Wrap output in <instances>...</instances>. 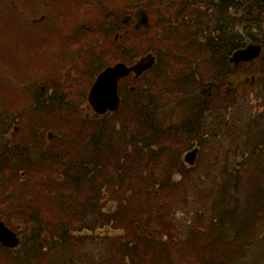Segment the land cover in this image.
Instances as JSON below:
<instances>
[{
  "label": "trees",
  "instance_id": "16d2710c",
  "mask_svg": "<svg viewBox=\"0 0 264 264\" xmlns=\"http://www.w3.org/2000/svg\"><path fill=\"white\" fill-rule=\"evenodd\" d=\"M150 3V1L142 2L138 4V7L148 6L151 10ZM202 4L207 10L190 7L187 0H161V36L167 40L168 44H164L167 47H161L155 51L157 62L149 73L153 72L154 81L160 76L167 80L172 89L161 90V100L166 101L167 104L161 108V111L163 110L162 118L158 113L159 108L151 105L146 116L139 120L135 121L130 117L121 120L118 137L111 134L108 127L100 126V131L95 130L98 134V141L97 143L91 142L90 151L87 150L89 146L83 144L79 135L70 134L75 146L70 149V153L75 152L76 156L77 153L80 154V158L71 167L76 171V175L69 178V182L72 181L75 184V195L72 194L68 198L67 192L63 191L62 187L58 188L56 193H60L61 197V202L58 201L59 213L67 212L74 216H82L86 211H97L98 208L105 207L102 204L99 206L100 195L95 197L96 194L93 191L94 183L100 175L101 186L98 185L101 188H106L109 192L108 188L116 181V189H122L123 195L121 196L122 202L120 196H117L116 209L112 213L107 214L109 212H105V210L101 212V215H107V218L99 215V218L93 216L92 221H80L81 227L77 222L63 227L62 219H57L55 223L49 224V230L55 240L45 248L49 250L52 249L51 246L59 245V250L71 252V258L69 262L66 261L67 264L82 263L77 256L82 237L74 236V234L86 230L94 232L105 226L125 231V248L120 246L121 250L125 249V253L117 258L116 264H163L161 252H169L172 247L176 246L174 237L178 234L174 230L165 231L163 223L168 222L177 212L172 207V201L178 199V188L182 185L183 187L192 186L197 196L201 194V190L197 188L201 182L195 173L200 165V159L194 166H187L178 155L179 144L182 142L180 145L182 148L200 146V157H202L204 153L209 152V155L212 153L208 146L219 134L223 137L222 140L228 139L232 142V148L228 150L226 156L221 153L222 156H225L221 163L223 173L219 176L221 181L218 182L217 177L211 175L210 172H204V180L207 179L205 184L211 191L208 190L205 193L202 209L196 212L197 216L195 215L194 218L197 219L200 228L198 230L196 226L190 229L188 234L183 233L192 238L203 237L202 239L205 241L201 255L204 256L203 264H264V121L261 119L263 117L254 116L251 122L245 124V126L247 125L246 136H241L239 128L242 120L241 109L244 95L240 104L235 109H231L235 103L239 102L236 97L238 93L231 89L223 93L224 85L233 75L229 56L248 42L261 43L263 45V53L259 58L261 63L259 69L261 70L257 73L259 84L257 83L254 88L257 89L254 100L263 102L264 106V0H209V3ZM172 11H179L175 15L176 18H170ZM155 18H157L156 15ZM4 33L0 34L3 38L5 37ZM178 42L183 44L184 50L177 46ZM160 51L161 53H159ZM207 52L211 58L209 64L212 70L202 75L197 74L199 80L195 79L193 82L191 76L194 71L196 72L195 69L200 65L199 63L208 62V59H204L201 55ZM191 53L195 54L196 58H192V62L180 56V54L186 56ZM166 54H175L176 60L172 61L166 57ZM159 57H161V67L158 65ZM178 60L188 62V65L185 72L177 75L172 71V68L176 67ZM125 61L127 62V60ZM213 69H215L216 76ZM210 81L215 82L218 88L214 90L213 96L205 102L201 90ZM195 86L199 87L200 93L194 92ZM180 88L187 91L189 95L187 94L184 98L178 97ZM131 92L126 88L121 89L123 101L120 110L126 107V98ZM76 95L78 98L82 97L78 93ZM65 97L70 99L67 94L62 95L59 92L55 94V99L63 102V105ZM153 98L156 99V95H153ZM220 98L223 100L217 102ZM171 101L177 102V105L181 107L182 120L180 123L172 121L169 117L168 110L173 107ZM232 110H236V112L233 113ZM222 112L227 114L228 120L223 118ZM79 114L81 115V113ZM82 119L83 117L80 118L81 121ZM60 122L62 123V121ZM97 134H93L92 137L94 138ZM22 138L23 140H19L18 148L19 146L26 147L24 139L27 138L25 136ZM26 148L24 150L27 155L22 162L30 175V177L27 175V179L34 180L36 173H42L43 178L46 176L45 182L48 179V183H60L53 179L54 177L49 178L48 174L44 172L51 169L52 166L62 171L64 158L61 161L60 155L63 157V154L58 152L42 157V154L37 153L32 156ZM17 150L19 151V149ZM17 150L13 149L14 152ZM33 159L36 162L35 166L30 167L33 165L31 163ZM51 159L54 161L53 164L51 162L48 164L47 162ZM8 163L7 161L6 165ZM14 166L17 167L15 164ZM15 167L10 166L11 171ZM160 171L161 183H159V177L156 176ZM58 175H62L63 180L67 181V174L60 173ZM176 176L182 180L178 181ZM134 180L141 184L139 188L146 187V185L152 186L147 187L148 192L146 193L143 190L139 191L141 198L145 196L146 199L140 202L133 201L138 204L129 206L132 211L125 210L127 214L125 217L124 212L121 211L122 204L128 200L125 198L124 192L125 189L129 191L133 187L124 184L126 182L132 184ZM258 180H261L259 187L257 186ZM83 185H93L88 194L87 190H84L86 188H81ZM82 190L85 191V194L81 193ZM160 190L161 197H150V195L159 196ZM115 193L116 191H113V194ZM175 193L176 195H174ZM127 196L129 197V195ZM147 197L153 199L146 201ZM53 198L56 196L53 195ZM79 199H81L80 203H75ZM183 201L187 203L186 198ZM102 203L104 204L103 201ZM184 209L192 211L190 207ZM204 217L209 224L207 226L210 230L208 235L199 233V231H206L201 228L200 224ZM144 231L148 233H142ZM164 231L165 234L161 235V241L164 238L167 242L160 244L159 233ZM71 237H75L79 241L74 238L71 240ZM35 242V235L30 232L24 236L21 245L34 264L42 256L44 257L45 253V249ZM70 242H74V244L71 245ZM167 244L170 245L167 246ZM107 249L104 250V252L106 251L105 259L100 258L97 264L115 263L113 251H110L109 246ZM9 251L12 250L7 248L2 250L6 254ZM117 253L119 256L120 253L118 251ZM165 264L170 263L166 261Z\"/></svg>",
  "mask_w": 264,
  "mask_h": 264
},
{
  "label": "rangeland",
  "instance_id": "374dc122",
  "mask_svg": "<svg viewBox=\"0 0 264 264\" xmlns=\"http://www.w3.org/2000/svg\"><path fill=\"white\" fill-rule=\"evenodd\" d=\"M74 1L77 5L73 4ZM149 1L152 5L150 10L152 22L151 29L136 31L133 29L131 21H129L128 24H123L121 22L120 26L116 27L108 25L109 20L112 19L110 17L114 13V15L123 16L124 19L127 15L125 14V8L128 10L132 8V10H134L139 3H147ZM51 3H54L57 7L50 8L49 5ZM79 4L80 6L77 9ZM192 7L199 8L203 11L207 10L205 5L199 2L193 3ZM110 11L114 13L109 14ZM178 12L179 11H172L170 18H176L175 15H177ZM129 13H131V11ZM155 15L157 18L154 19ZM83 23L86 24L85 27L88 26L90 28H83L81 26ZM1 32H5V37L3 38L0 36V119L4 118L8 112L10 114L3 119L2 126L0 127V189H3L2 197H0V220H3L8 227H12L24 235L30 232L35 235V243H39V245L45 249V253L43 254L44 257L42 256L35 264H67V262L70 261L71 252L59 250V245L51 246L52 249L49 250L45 248V246L49 247V243L55 240L49 230V224L52 222L55 223L57 219H62L64 221L62 223L63 227H66L72 222L79 223L81 227L80 221L83 220L88 222L93 219V216L99 218V215L100 217L104 216L107 218V215H101L104 207L98 208L97 211H86L82 216H74L71 213L67 214V212L59 213L58 209H60V206H58V201H60L61 197L60 193H56L58 188L62 187L63 191L67 192L68 198L72 196V194L75 195V184H73L72 181L69 182V178L76 175V171L71 167L74 166L75 162L80 158V154L77 153L76 156L75 152L70 153V149L75 147L74 141L71 140L73 137H71L70 134L79 135L83 144L89 146L87 150L90 151L91 142L97 143L98 141V134L95 130L100 131V126L108 127L111 131L110 133L118 137L120 135L118 132L121 130V120L125 117H127V119L130 117L137 121L146 116L151 105L159 108L160 111L158 113L161 116V112L163 111H161L162 106L167 105L166 101L161 100V90L171 89V86H169L168 81L161 76L154 81L152 76L153 72H147L144 75L140 74L141 77L138 78L136 82L129 84L130 87L129 85L125 86L130 92L132 91L131 86H135L137 90L128 94L126 98V107L122 108L120 112L118 111L119 113L99 117L98 120L88 118L83 120V118L81 121L80 118L82 117L79 114L81 112L76 110L77 106L82 108L78 102L81 97L78 98L75 94V99H65L66 101L72 102L68 105H63V102H59L57 99L53 100L51 95L46 92L49 85H47L45 90H41V82L46 77L56 78L57 84H60L59 86H65L64 88H67V79L68 76H71L74 85H82L87 81V87H89L91 85V78L88 76L89 72L93 70L91 72L92 76L94 74L96 75L104 63L125 60H127V63H130L133 59H137L144 54L149 52L156 54L155 51H158L161 47H167L164 46V44H168L167 40L165 38L163 39V36H161V0H0V34ZM177 46L184 50L181 42H178ZM159 53H161V51ZM176 54L178 55V53ZM174 55L175 54H166V57L173 61L176 60ZM194 55L195 54L192 53L186 56L180 54V56L184 57L189 62H192V58H195ZM201 55L204 59H208V62L199 63L200 65L195 69L197 73L194 71L191 76L193 82L195 79L197 81L199 80L197 74L202 75L212 70L209 64L211 60L209 53L207 52ZM178 61L179 62H176V67L172 68V71L177 75L185 72L186 66L188 65L186 61ZM160 63L161 57H159V67H161ZM259 63L260 60L243 63V66L240 67L238 72H236L234 76L232 75L229 77L230 81L236 82L244 80L245 83L244 87L240 88L243 92L241 96L244 95V103L241 109L242 120L239 128L241 129L240 134L243 137H245L247 133L246 123L248 124L251 122L254 116L264 118V109H261L264 108L263 102L254 100V96L256 98L257 94V89L254 88L257 83L259 84L257 73L261 70L259 69ZM66 65L69 66L66 67ZM77 66H79V76L77 72L73 70V68H77ZM55 67L57 69H55ZM87 69H90V71L87 72ZM213 72L216 76L215 69H213ZM75 75L77 76L75 77ZM208 77L210 78L212 76ZM64 79L65 82H63ZM128 79L131 81L132 77H128ZM226 85L227 84L224 85V89H226ZM204 86L203 88H207V84ZM193 90L194 92L200 93L198 86H195ZM77 92L78 90L76 93ZM187 94L189 95L187 91L180 88L177 96L184 98ZM153 95H156V99L153 98ZM190 96L193 97L192 94H190ZM44 99L50 101L51 107L53 108L49 113H44V111L40 110V114L44 117L47 115L49 120L59 122V124H54L53 126L50 124L49 128L54 129L52 127L56 126L59 131L63 130L65 134V136H63L64 150L62 152L64 162L62 164V171L52 166L51 169L44 172L48 174L49 178L54 177L53 179L60 183H48V179L45 182L44 178L46 176L43 178L41 176L42 173H36V176H34V186L36 188L34 187V189L31 190L30 179H26L25 181L22 179L23 174H21V172H27L22 161L27 155L24 148L28 147L30 144L27 143L30 139L28 125L30 121L32 122L36 117V109L34 111L32 110V102ZM221 99L222 98L217 102ZM241 101L242 99L240 98L239 102L235 103L231 109H235ZM171 102L173 107L168 110L170 112L169 117L172 121L180 123L182 120L180 114L181 107L177 105V102ZM85 106V110L92 112L91 108H87L86 103ZM232 112L235 113L236 110H232ZM222 114L224 115L223 118L228 120L227 114L224 112H222ZM82 116H84V114H82ZM207 119L210 120L209 118ZM60 121H62V123H60ZM80 122L81 125L79 126ZM93 134L97 135L93 138ZM21 135L27 138L24 139V145L26 147L19 146V148H17L16 143L14 146L12 137H20ZM222 139L223 137L221 134L215 137L208 146L212 150V153L210 155L209 152L206 154L204 153L202 157L199 156L198 158L200 159V165L197 167L195 173L197 175L196 177L201 182L199 186H197V188L201 190L200 196L195 194L192 186L183 187L182 185L178 188V199L172 201V207L176 209L177 212L168 222L163 223L165 231L174 230V232L178 234L174 237L176 246L174 248L172 247L169 252H161L163 264H165L166 261L170 264H203L204 256H201L203 254L202 249L205 247V241L202 239L203 237L192 238L191 236L185 235L183 232L188 234L190 229L196 226L198 230L200 228L197 219L194 218L196 212L202 209L203 197L209 190L207 188L208 185L205 184L207 179L204 180V172H210L211 175L217 177L216 179L218 182L221 181L219 176L223 174L221 167L222 158L225 157L228 150L232 148V142L230 140ZM180 145H182V142H180L177 152L185 162V155L191 147L182 148ZM14 148L16 150L19 149V151L17 150V153H15L13 151ZM26 150L29 151L28 148H26ZM221 153L225 154V156H222ZM17 155L18 159L16 160ZM19 156L21 157L20 159ZM7 161L9 162L8 165H6ZM50 162L53 164V159L49 160L47 163L50 164ZM189 165L190 164L187 163V166ZM10 166L15 168L11 171V168H9ZM60 173L67 174V181L63 180L62 175H58ZM26 175L30 177L28 172ZM156 176L159 177V183H161V171L158 172ZM99 177L101 178V175ZM99 177L96 179L94 187L93 185H83L81 188H86L84 190H87L88 194L93 187L94 194H96L95 197L100 195L101 203H99V206H101V204L103 206L106 205L107 210L112 211L116 206L117 196H120V201L122 202V189H116L115 183L117 182L115 181L114 185L111 184L108 188V195L105 194L103 196V193H107V190L106 188L100 187L101 180ZM176 178L179 179V176H176ZM181 180L182 179H179L178 181ZM98 184H100V186ZM260 184L261 180H258L257 186L259 187ZM124 185L133 187V189L130 188L129 191L125 189V198L128 200L121 206V211L124 212V216L127 217L125 210L127 211L130 209L129 206L137 205V202L146 199L145 196L141 198V193H139V191L143 190V192L146 193L148 192L147 187L152 185L139 188L141 184L137 180H134L132 184L126 182ZM15 188L20 193V196ZM84 190H82L81 193L85 194ZM113 191H116V193L113 194ZM209 191H211V189ZM159 194V196L150 195V197H161V190ZM53 195L56 196V198H53ZM127 195H129V197ZM174 195H176V193ZM150 197H147L146 201L153 199ZM48 198H50V200H48ZM103 198L104 204L102 203ZM184 198H186L187 203L183 201ZM80 201L81 199L75 201V203L78 204ZM185 207H190L192 211L190 212L188 209L185 210ZM131 211L132 209H130V212ZM110 213L112 212L107 214ZM200 224L202 226L201 228H204L206 231H199V233L208 235L210 230L209 227H207L209 224L206 217L201 219ZM165 231L159 233L160 237L158 241L160 244L161 242H167L164 238L163 241H161V235H164ZM101 232L102 234H100L99 230L90 233L81 231L74 234V236L77 235L82 237L80 239V249L77 251L78 259L82 261L81 264H97L100 258L105 259L106 251L104 252V250H108V246L110 251H113L114 264H116L117 258H120L125 253V249L121 250V247L125 248L124 241L126 236L123 229L105 228ZM98 233L100 234L99 236H97ZM108 233L112 234V236L108 235ZM72 238L75 239V237H71V240ZM111 242H114V244ZM70 244L73 245L74 242H70ZM169 245L170 244H167V246ZM104 246L105 248H103ZM117 251L120 253L119 256H117ZM0 264H34V262L27 256L24 248L20 247L18 250L9 251L8 254L0 251Z\"/></svg>",
  "mask_w": 264,
  "mask_h": 264
},
{
  "label": "flooded vegetation",
  "instance_id": "af4514ba",
  "mask_svg": "<svg viewBox=\"0 0 264 264\" xmlns=\"http://www.w3.org/2000/svg\"><path fill=\"white\" fill-rule=\"evenodd\" d=\"M187 1L190 3V7H192V4L193 3H196V2H199V3H209V0H187ZM73 4L77 5V3L75 1H74ZM79 6H80V4L77 6V9H78ZM107 10H108V8H107ZM124 10L126 11L125 14H127L124 19H123V16H121V15H114L115 13L113 11H110L109 14H113V13L114 14L110 17L112 19L109 20L108 25H110L112 27H116L117 25L120 26V23L121 22L123 24H128L129 21H131V24L133 25V27H135L136 20H135V17H134V12L129 13L130 11H132V8H130L129 10L125 8ZM81 26L83 28H87V29L90 28L88 26L85 27L86 24H84V23L81 24ZM243 47H246V46L244 45ZM243 47H241V48H243ZM241 48H239V49H241ZM236 50H238V49H236ZM233 53H232V55H233ZM232 55L229 56V62L231 64V66H232V72H233V76H234V74L236 72H238V70L240 69V67L243 66V63H246V62H241L240 64H238L236 66L235 63L231 62ZM259 58L257 60H259ZM79 61H78V63L80 64ZM260 65H261V63H259V66ZM68 66L66 65V67H68ZM56 67H57V65H56ZM56 67H55V69H57ZM73 67H75V66H73ZM73 70L76 71L77 74H78V76H79V66H77V68H73ZM86 71L89 72L90 69H87ZM76 76L77 75H75V77ZM63 82H65V79L63 80ZM57 83L58 82H56V78L46 77L41 82V90L42 89L45 90L46 87H47V85H49V87H47L46 92H48L49 95H51V98L53 100L55 99V94L57 92H59L62 95L67 94V96H69L70 99H75V93L78 90V92L82 96L80 98V100L78 101L80 103V106L82 108H79L77 106L76 109H78L81 112V115L84 114V116H82L83 118H88V119H93V120H98L99 119V116H95V114H93L92 107H91V105L88 102V93L90 91V88H91V85L92 84L89 87H87V81H86L84 84L76 86V85H74V82H73L71 76H68V79H67L68 86H67V88H64L65 86H59L60 84H57ZM131 83H132V80L130 81L129 79H125L123 81L121 87L122 88H125L126 85H129ZM226 84H227L225 86L226 89H223V93H226L227 91H229L231 89L233 92H237L238 93V95L236 96L238 99H240V98L242 99L243 98V96H241L243 92L240 90V88L244 87V84H245L244 83V80H242V81L240 80V81H236V82L235 81L227 80ZM129 87H130V85H129ZM217 88H218V85L215 82H213V81L208 82L207 88H202L203 91L202 90L201 91H202V94L204 96V101L205 102H207V100L210 97L213 96V94L215 93L214 90L215 89L217 90ZM131 89H132V86H131ZM46 99H44V100H35V101L32 102L33 103L32 110L34 111L36 109V113H35L36 114V117L32 120V122L30 121V124L28 125V129L30 130L29 131V137H30V139L27 142V143H30L29 146H28V149H29V152L31 153L32 156H35L37 153L39 155L42 154L41 155L42 157H44L45 155H48V154L49 155L50 154H54V153L57 154L58 152H59V154H61L62 151H63V147H64V142H63V139H64L63 136H65L64 131L63 130H60L59 131V129L56 128V126L52 127L54 129L49 128L50 127V124H52V126H53L54 124H59V122L49 120L48 117H47V115L44 117L39 112L40 110H42V111H44V113L45 112L49 113V110H51L53 108V107H51V102L48 101V100H46ZM122 99H123V97H122ZM70 102H72V101H70ZM70 102L65 100L64 104L68 105ZM85 103L87 104V108H91L92 112H88V110H85V108H86ZM64 107H67V106H64ZM260 111H262V110H260ZM9 114L10 113L8 112L5 117H8ZM4 118L0 119V127L2 126V123H3V119ZM261 119L264 121L263 118H261ZM263 127H264V123H263ZM56 130H57V132H56ZM17 135H20V134H17ZM22 137H24V136L21 135L20 137H15V136L12 137L13 140H14V146H15V143H16L17 148H18V145H19V140H23ZM192 148L193 149H197V155L200 156L201 147L198 146V145H196V146H193ZM15 153H17V152H15ZM198 156H197V158H198ZM60 158H61L60 160L62 161L63 160V157L61 155H60ZM31 163L33 165H31L30 167L35 166L34 163H36V162L33 159L31 161ZM26 173L27 172H25V171H22L21 172V174H23V178H22L23 181H25L28 178V176L26 175ZM29 182H30L31 190L34 189V187H35L34 186V180H29ZM0 186H1V183H0ZM16 191H17V189H16ZM0 192H1L0 193V197H2L3 189H0ZM105 194L108 195V192L107 193H103V196ZM19 196H20V193H19ZM103 200H104V198H103ZM2 201L4 202L3 199H2ZM0 221H3V220H0ZM105 227H102L101 229H105ZM107 228H108V226H107ZM14 230L17 233V235H18V237L20 239V242L22 243V241L24 239V236L26 234L24 235V234L16 231V229H14ZM108 235L112 236V234H110V233H108ZM0 247H3L4 248V246L1 243H0ZM20 247H21V244H20ZM18 249H16V250H18Z\"/></svg>",
  "mask_w": 264,
  "mask_h": 264
},
{
  "label": "water",
  "instance_id": "95a60500",
  "mask_svg": "<svg viewBox=\"0 0 264 264\" xmlns=\"http://www.w3.org/2000/svg\"><path fill=\"white\" fill-rule=\"evenodd\" d=\"M138 20L137 28L149 27L147 10L141 9L136 13ZM262 46L256 43H249L246 47L235 51L231 57V62L237 66L240 62H252L260 56ZM155 61L152 54L143 57L135 66L129 68L125 64H118L109 67L99 77L97 83L91 90L89 100L99 113H104L108 109L116 110L119 107L120 98L118 95V81L121 77L136 71L141 74L145 69L150 68ZM196 150L189 152L186 161L193 165L196 158ZM0 239L7 245L15 247L19 243L16 234L0 223Z\"/></svg>",
  "mask_w": 264,
  "mask_h": 264
}]
</instances>
